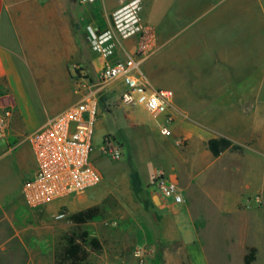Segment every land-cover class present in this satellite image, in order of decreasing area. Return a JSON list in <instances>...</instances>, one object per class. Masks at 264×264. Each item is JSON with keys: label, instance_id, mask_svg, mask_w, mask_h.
Masks as SVG:
<instances>
[{"label": "crops", "instance_id": "1", "mask_svg": "<svg viewBox=\"0 0 264 264\" xmlns=\"http://www.w3.org/2000/svg\"><path fill=\"white\" fill-rule=\"evenodd\" d=\"M122 1L131 0H96L88 6L79 0H0V109L13 112L9 129L0 134V152L13 145L4 156H15L26 179L35 172L36 159L31 146L27 150L9 140L11 131L21 133L33 121L35 130L41 128L79 102L78 82L87 69L98 75L107 64L136 54L139 35L123 39L111 29V16ZM142 5L144 21L156 33L143 66L145 83L174 91L169 112L175 122L171 136L159 129L168 138L167 163L152 170L147 183L142 180L153 206L144 207L149 220L133 253L147 257L143 264H158L156 253L163 264H178L181 242L189 264H264L261 190L246 198L222 186L238 176L256 177L264 168L263 0H143ZM89 27L100 30L97 41ZM151 116L158 124L164 120ZM221 139L231 146L216 157L208 143ZM158 172L176 183L185 206L206 185L207 201L229 234L214 237L196 218L191 229L179 230L178 204L161 200L153 184ZM257 196L260 204L254 201ZM62 204L31 210L51 214ZM7 210V205L0 207V215H6L0 216V227L9 225L14 233L0 240V253L23 244V226L9 219ZM212 219L209 215V227ZM252 249L255 258L247 263Z\"/></svg>", "mask_w": 264, "mask_h": 264}, {"label": "rangeland", "instance_id": "2", "mask_svg": "<svg viewBox=\"0 0 264 264\" xmlns=\"http://www.w3.org/2000/svg\"><path fill=\"white\" fill-rule=\"evenodd\" d=\"M83 78L78 82L81 93L85 90L82 87L83 83L93 85L94 89L99 88L97 73L87 69ZM121 92L122 85L114 83L99 94L100 107L94 132L92 158L102 175L101 183L87 192L72 194L55 201H63L55 213L32 211L25 204L22 182L26 181L27 172L15 162L13 154L4 156L14 149L13 145L5 147V151L0 152V157L4 156L0 159V207L7 205V217L16 219L23 226V244L14 243L10 246L11 253H0V264H68L64 260L68 238L75 235L80 241L85 232L88 233V242L84 245L89 253L87 264H143L147 257L135 256L133 250L143 234L145 221L149 220L144 212L143 201H151V192L149 188L144 187L141 197L134 193L129 163L135 165L143 182L147 183L151 171L167 163L165 142L168 138H163L159 134L157 120L143 107H123L119 100ZM81 93L78 101L81 99ZM36 125L33 121L29 122L25 131L21 133L11 131L9 140L14 143L21 142L22 147L30 150L31 145L27 141V136L35 131ZM107 136H113L123 144V159L115 161L101 155L100 147ZM249 183L251 187L246 189ZM222 186L246 198L253 196L260 189L264 197V168L256 177L238 176L236 179H230V182H223ZM205 187L206 185L203 188ZM203 188L194 194V200L189 205L178 204V229L184 232L191 229L193 218H196L200 227L204 226L206 233L210 228L214 237L223 235L224 238L230 230L219 222L218 211L208 203ZM91 207L100 208L101 214L98 218L82 225L70 220L72 214ZM62 211L67 213V218L56 219ZM3 212L0 216L6 217ZM164 213L175 215L169 211ZM209 215L213 217L210 227L207 222ZM13 233L11 226L2 225L0 240ZM34 238H38L40 244L34 242ZM92 238L102 242L101 250L92 248L90 245ZM141 244L139 241L138 246L142 247ZM38 249L48 252L37 253ZM156 257L158 264H163L162 255L156 253ZM178 264H189L188 254L185 253L181 242H178Z\"/></svg>", "mask_w": 264, "mask_h": 264}, {"label": "built area", "instance_id": "3", "mask_svg": "<svg viewBox=\"0 0 264 264\" xmlns=\"http://www.w3.org/2000/svg\"><path fill=\"white\" fill-rule=\"evenodd\" d=\"M79 2L95 4L96 0ZM142 2L143 0L122 1L120 8L111 16V29L115 36L125 39L139 35L136 54L104 66L97 75L99 88L94 89L93 85L83 83L85 90L78 103L52 117L45 125L27 136L36 159L35 172L22 185V195L30 209L42 210L59 199L87 192L101 183L102 175L93 161L92 153L100 107L99 94L109 85H123L119 98L123 106H139L151 115L164 116L163 122L159 123L160 132L163 136H171V126L175 118L169 111L174 104V91L148 88L145 83L143 66L152 55L156 33L144 21ZM89 31L97 41L100 30L89 27ZM12 115L10 108L0 109V134L9 129ZM179 144H183V140ZM100 152L115 161L124 157L123 144L113 136L105 137ZM153 184L161 200L176 204L183 202L176 183L163 172L155 175ZM261 200L260 196L254 199L257 204ZM65 218V211L56 216L58 220Z\"/></svg>", "mask_w": 264, "mask_h": 264}, {"label": "trees", "instance_id": "4", "mask_svg": "<svg viewBox=\"0 0 264 264\" xmlns=\"http://www.w3.org/2000/svg\"><path fill=\"white\" fill-rule=\"evenodd\" d=\"M208 146L209 149L214 154V156L217 157L221 154L222 151H224L225 149L231 146V142L226 139L210 140ZM129 166L131 169L130 179L134 193L138 197H141L144 192V185L142 182V178L140 176L138 169L135 167V165L132 162L129 163ZM143 204L144 207L147 210H149L153 203L152 201H143ZM100 214H101V210L99 207H91V208H87L84 211H80L78 213L72 214L70 216V220L77 225H82L88 223L91 220L98 218ZM87 237H88V233L85 232L83 233L80 241L79 238L76 237L75 235L68 238L67 240L68 244L64 253V260L68 262V264H87L89 253L84 247L85 243L88 242ZM90 245L94 250L102 249V245L99 239L97 238H92L90 240ZM255 253L256 250L252 249L250 255H248L246 258L247 263H250L254 260Z\"/></svg>", "mask_w": 264, "mask_h": 264}, {"label": "water", "instance_id": "5", "mask_svg": "<svg viewBox=\"0 0 264 264\" xmlns=\"http://www.w3.org/2000/svg\"><path fill=\"white\" fill-rule=\"evenodd\" d=\"M154 199H155V200H157V198H156V197H155Z\"/></svg>", "mask_w": 264, "mask_h": 264}]
</instances>
